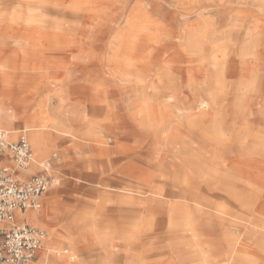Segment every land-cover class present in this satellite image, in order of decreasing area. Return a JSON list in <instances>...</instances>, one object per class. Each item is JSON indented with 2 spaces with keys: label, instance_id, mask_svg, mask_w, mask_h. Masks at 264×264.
I'll return each mask as SVG.
<instances>
[{
  "label": "rangeland",
  "instance_id": "374dc122",
  "mask_svg": "<svg viewBox=\"0 0 264 264\" xmlns=\"http://www.w3.org/2000/svg\"><path fill=\"white\" fill-rule=\"evenodd\" d=\"M93 1L94 10L78 25H70L77 19L70 13L52 15L65 23L70 38L48 76L25 79L20 58L5 62L0 70V112L12 120L5 128L24 126L23 120L17 121L22 117L15 109L19 104L29 110L45 108L61 129L43 134L46 143L39 158L46 163L55 156L51 173L56 183L43 195L40 213L45 218L36 226L46 231L48 240L55 228L74 234L73 222L83 225L82 248H88L87 241L92 244L90 259L87 251L79 256L86 264H264V249L253 239L240 240L250 247L242 254L238 245L202 238V261L196 263L184 255L185 245L169 246L168 238L156 230L157 214L149 210L151 192H192L177 185L173 168L193 171L191 160L200 144L183 146L182 139H171L163 130L154 134L135 120L139 103L172 105L182 117L194 112L202 99L219 118L235 116L252 133H264V0ZM17 2H0V16L9 18ZM142 26L149 31L140 30ZM132 40L135 50L129 47ZM140 58L146 61L139 63ZM201 151L202 158L212 160L210 150ZM220 156L232 169L230 220L240 226L250 218L257 222L264 193H254L255 178L246 175L243 163L237 164L239 156L221 154L216 159ZM136 158L153 175L119 172ZM41 169L27 170L26 176ZM132 186H139L141 195H128ZM191 210V225L201 226V215ZM131 211L141 217L121 216ZM53 218L56 222L49 224ZM246 231L240 227L241 235Z\"/></svg>",
  "mask_w": 264,
  "mask_h": 264
},
{
  "label": "bare ground",
  "instance_id": "6f19581e",
  "mask_svg": "<svg viewBox=\"0 0 264 264\" xmlns=\"http://www.w3.org/2000/svg\"><path fill=\"white\" fill-rule=\"evenodd\" d=\"M2 1L9 2L10 0H0V2ZM95 4L93 0H18L14 6L12 5L9 18L0 16V70L3 69L5 62L20 58L22 60L21 71L25 79L48 76L50 71L57 67L55 62L59 54L65 51L64 48L69 46L70 38L64 27L65 23L52 18V15L70 13L77 18L70 25H78L86 12L94 10ZM141 29L146 32L149 31L144 26L140 27ZM63 36L65 37L64 40ZM134 41L132 40L133 43L129 47H134L135 50L137 46H135L134 43L136 42ZM129 59L133 60L132 57ZM138 61L144 63L146 60L140 58ZM206 106L207 102L201 99L194 112H188L189 114L179 117L177 111L180 109H175L172 105L139 103L135 115L138 125L148 130L152 129L154 134H159L163 130L171 139H182L183 146L189 144L190 141L196 142L197 146L200 144L201 149L195 155L197 158L191 160L193 171L188 169L186 172L187 170L180 165V167L175 166L174 170L172 169L177 185L192 188L193 191L173 194L172 191L167 192L163 188L157 189V191L151 192L153 197L149 199L148 203L149 210L156 213L159 218V226L156 230L168 238L170 247L185 245L187 248L184 255L188 254L187 259L194 263L202 261L200 246L198 245L202 238L209 239L211 237L216 242L222 241L225 245H232L233 247L238 245L242 254H246L250 249L244 241L240 242L244 238L246 242L253 239V244L264 249V210L261 209L258 211L259 214H255L258 218L257 222L254 218H250L247 220V225L240 226L230 220L234 208L232 195L235 191L234 183L230 180L232 179V169L225 165V158L220 156L216 159V156L221 154L239 156L237 164L243 163L245 166L242 169L246 171V175L249 174V178L250 175L255 178L256 192L254 193H264V133H252L250 128L245 127L246 122L244 124L242 121L241 123L244 124L242 126L235 116L219 118L212 110L206 109ZM15 107L22 112V117H18L17 121L23 120L24 126L22 129L18 127L5 128L12 123V120L6 113L0 112V125L4 126L0 130L6 133L10 141H16L17 133H24L27 141L29 138L36 148V158H34L31 150L29 166L17 175V178L21 179L27 175L25 173L27 170L33 172L34 169L45 164V161L39 158V153L43 151L46 143L43 134L47 131H61V129L51 119L45 108L32 107L29 110L28 107L19 104H16ZM174 117L179 118V121L175 126H170ZM248 146H251L249 151L246 150ZM202 149L211 151L212 160L208 161L202 158L205 155L201 151ZM137 158L121 167L119 172H130L132 175H146L148 177L153 175V172L148 169L140 168V160ZM3 161L14 164L11 160L4 159ZM170 167L172 168L173 165ZM51 171L52 168L49 169L52 176ZM198 179L201 180V183L197 184ZM52 182L56 183L53 176ZM134 187V190H127L128 195H141L139 186ZM168 204L172 205L169 209H167ZM41 207L42 203L37 211L27 210L17 214V217L25 218L26 222L28 221L27 223L32 226L41 225L45 218L40 213ZM190 210L199 212L202 218L200 220L201 226L191 225V219L187 217ZM137 213L131 211L121 216L135 220L141 217V215L138 217ZM144 214L142 213V215ZM54 222H56L55 218L48 220L49 224ZM202 223L206 226H202ZM254 224L256 228L250 226ZM73 225L76 227L74 234L70 233L67 228H55L51 230L48 240L45 236L41 248L44 246L45 240L46 246L36 251L37 264H86L80 260L79 256L87 251L88 257L86 259H90L92 250L89 248L92 244L87 241L88 248H82L84 244L80 240L84 237L83 228L85 227L76 222H73ZM240 227L247 230L245 235H241ZM196 228L197 232H195ZM92 243L94 244V240ZM99 264L106 263L102 260Z\"/></svg>",
  "mask_w": 264,
  "mask_h": 264
},
{
  "label": "built area",
  "instance_id": "2783aa9c",
  "mask_svg": "<svg viewBox=\"0 0 264 264\" xmlns=\"http://www.w3.org/2000/svg\"><path fill=\"white\" fill-rule=\"evenodd\" d=\"M52 157L38 173L17 178L29 166L30 145L23 134L16 141H10L0 130V264H35L36 251L41 248L46 232L18 223L17 214L40 208L42 196L52 182L49 169L55 156Z\"/></svg>",
  "mask_w": 264,
  "mask_h": 264
},
{
  "label": "crops",
  "instance_id": "0c3cea01",
  "mask_svg": "<svg viewBox=\"0 0 264 264\" xmlns=\"http://www.w3.org/2000/svg\"><path fill=\"white\" fill-rule=\"evenodd\" d=\"M26 174H27V173H26ZM28 176H29V175H28ZM25 177H27V176H25ZM43 195H44V194H43ZM42 198H43V197H42ZM41 201H42V200H41ZM25 212H26V211H25ZM18 214H20V213H18ZM17 222H18V223H27L28 221L26 222L25 218H18V217H17ZM27 224H29V223H27ZM35 261H36V264H37V261H38V256H37V255H35Z\"/></svg>",
  "mask_w": 264,
  "mask_h": 264
}]
</instances>
